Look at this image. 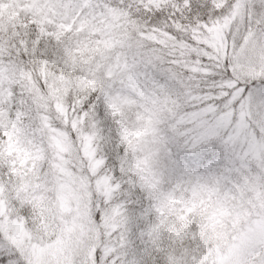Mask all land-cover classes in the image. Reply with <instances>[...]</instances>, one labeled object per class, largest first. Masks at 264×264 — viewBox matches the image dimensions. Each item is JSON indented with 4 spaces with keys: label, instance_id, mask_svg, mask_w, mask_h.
<instances>
[{
    "label": "snow or ice",
    "instance_id": "snow-or-ice-1",
    "mask_svg": "<svg viewBox=\"0 0 264 264\" xmlns=\"http://www.w3.org/2000/svg\"><path fill=\"white\" fill-rule=\"evenodd\" d=\"M0 264H264V0H0Z\"/></svg>",
    "mask_w": 264,
    "mask_h": 264
}]
</instances>
